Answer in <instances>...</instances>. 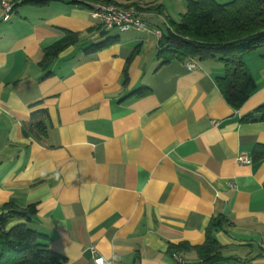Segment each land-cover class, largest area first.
I'll list each match as a JSON object with an SVG mask.
<instances>
[{
	"label": "crops",
	"instance_id": "crops-1",
	"mask_svg": "<svg viewBox=\"0 0 264 264\" xmlns=\"http://www.w3.org/2000/svg\"><path fill=\"white\" fill-rule=\"evenodd\" d=\"M145 1L162 9L144 15L148 28L105 30L118 40L91 57L82 50L99 21L87 8L22 4L4 20L0 6V215L5 204L36 203L29 226L66 264H198L194 251L170 246L202 244L209 220L223 215L214 237L227 260L216 264H264V155L253 160L264 122L242 119L264 103V48L244 56L256 87L235 109L217 85L221 62L158 67L154 30L177 22L186 0ZM60 29L80 42L42 78V49ZM38 109L49 115L43 140L22 132Z\"/></svg>",
	"mask_w": 264,
	"mask_h": 264
},
{
	"label": "trees",
	"instance_id": "trees-1",
	"mask_svg": "<svg viewBox=\"0 0 264 264\" xmlns=\"http://www.w3.org/2000/svg\"><path fill=\"white\" fill-rule=\"evenodd\" d=\"M13 7L26 4L43 7L58 0H15ZM70 4L91 9V4L113 3L122 7L133 8L136 13L161 14L158 5L145 0H66ZM12 7V8H13ZM144 22H146L144 20ZM147 24V22H146ZM161 36L158 38V67L172 63H185L188 60H217L224 65V74L217 78V85L226 100L233 108H239L254 92L255 82L250 75L244 56L264 48V0H231L221 4L216 0H186L185 12L179 20H170L162 27L158 25ZM101 24L91 27L87 34L92 40L83 48L84 57L105 49L118 40L109 36ZM61 36L52 44L42 49L38 66L43 72L42 78L51 75V66L58 56L67 48L80 42V33L60 29ZM95 39V40H94ZM129 61V60H128ZM124 82L127 80V66L124 68ZM145 88H139L130 95L140 96ZM246 122H264V103L242 118ZM49 115L46 109L31 113L23 124L25 137L43 140L47 136ZM262 146L253 150V160L263 158ZM6 215H0V264H66V258L49 246L48 235L33 229L29 223L36 216V203L24 208H16L12 203L5 204ZM227 223L223 215L212 217L205 228V239L200 245H191L182 241L171 245L174 254L178 251H194L199 257L198 264H216L227 260L222 256L221 246L214 232Z\"/></svg>",
	"mask_w": 264,
	"mask_h": 264
},
{
	"label": "built area",
	"instance_id": "built-area-1",
	"mask_svg": "<svg viewBox=\"0 0 264 264\" xmlns=\"http://www.w3.org/2000/svg\"><path fill=\"white\" fill-rule=\"evenodd\" d=\"M0 6L3 10V19L7 20L12 13V5L4 0L0 1ZM90 14L96 18L105 29H116L118 32H126L131 29H147V24L142 19L143 14L136 13L133 8L122 7L113 3H93L91 4ZM157 38L161 36L159 29L154 30ZM188 70H193L197 67V61L188 60L183 63ZM212 124H217L212 121ZM239 163H249L250 159L244 155L237 157ZM94 251L92 250V253ZM93 264H117L116 260L104 259L101 256L93 257Z\"/></svg>",
	"mask_w": 264,
	"mask_h": 264
},
{
	"label": "rangeland",
	"instance_id": "rangeland-1",
	"mask_svg": "<svg viewBox=\"0 0 264 264\" xmlns=\"http://www.w3.org/2000/svg\"><path fill=\"white\" fill-rule=\"evenodd\" d=\"M114 30H116V29H114ZM113 33H116L115 31H113Z\"/></svg>",
	"mask_w": 264,
	"mask_h": 264
}]
</instances>
